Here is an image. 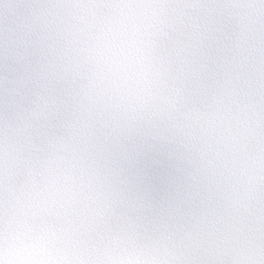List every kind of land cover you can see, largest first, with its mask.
<instances>
[{
	"label": "clouds",
	"instance_id": "clouds-1",
	"mask_svg": "<svg viewBox=\"0 0 264 264\" xmlns=\"http://www.w3.org/2000/svg\"><path fill=\"white\" fill-rule=\"evenodd\" d=\"M0 264H264V0H0Z\"/></svg>",
	"mask_w": 264,
	"mask_h": 264
}]
</instances>
